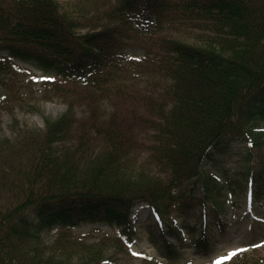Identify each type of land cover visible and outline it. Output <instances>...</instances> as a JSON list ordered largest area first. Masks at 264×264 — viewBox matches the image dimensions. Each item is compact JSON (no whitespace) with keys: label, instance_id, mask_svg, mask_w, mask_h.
<instances>
[{"label":"trees","instance_id":"obj_1","mask_svg":"<svg viewBox=\"0 0 264 264\" xmlns=\"http://www.w3.org/2000/svg\"><path fill=\"white\" fill-rule=\"evenodd\" d=\"M16 9L0 8V81L14 58L82 88L61 85L68 107L59 117L0 137V264H119L82 254L69 228L104 222L127 231L133 205L158 213L191 176L213 205L224 192L245 196L248 181L262 201L264 84L251 88L264 74V0H121L119 23L81 42L78 20L57 0H17ZM187 26L206 45L168 34ZM136 74L145 113L120 117L115 97ZM149 166L169 170V182L148 178ZM149 238L169 260L181 257L163 232ZM198 245L207 246L204 236Z\"/></svg>","mask_w":264,"mask_h":264},{"label":"rangeland","instance_id":"obj_2","mask_svg":"<svg viewBox=\"0 0 264 264\" xmlns=\"http://www.w3.org/2000/svg\"><path fill=\"white\" fill-rule=\"evenodd\" d=\"M60 12L78 20L77 32L79 41L82 37L99 28L115 25L121 19L115 9L121 0H57ZM17 0H0V8L4 12H17ZM168 32L170 36L185 40L196 45H206L199 36L202 31L187 26V31ZM0 33V45L5 42ZM1 47V46H0ZM1 55H6L0 49ZM14 59V58H13ZM0 81V137L11 136L27 131L26 125L43 126L46 117L54 118L62 114L67 108L63 100L61 85L71 91L78 92L79 83L61 79V77L45 76L37 66L8 61L6 68H1ZM54 78V80H53ZM53 80V81H52ZM263 80L254 86L257 90ZM128 90L115 97L112 108L120 117L127 116L132 110L145 113L142 95L146 92L144 77L136 74L128 82ZM75 93L72 94V96ZM83 105H77L81 109ZM136 112V113H137ZM264 124V122H263ZM14 132V133H13ZM134 132L139 138L145 136L143 125L135 124ZM22 135V134H21ZM23 136V135H22ZM148 178L168 183L171 176L169 170L149 166L146 171ZM177 198L165 209H161V224H156L155 215L147 204L136 205L132 209L131 223L136 234L129 238L127 231L120 226L105 223L89 224L69 228L71 240L82 242L81 253L89 256L94 262L111 260L130 264H214L221 257L235 249H247L227 260L225 264H264V205L253 204L249 199L240 200L230 194L217 196L220 202L218 208L211 207V201L202 197L198 181L188 178L176 188ZM188 200V202H186ZM188 205V209L185 205ZM218 209V210H217ZM187 210V211H186ZM28 213H34V208H28ZM184 216L185 224L193 229L184 227L183 241H190L200 230H205L213 242V246L205 250L196 246L194 250L182 245L179 239L169 236L181 245L183 258L169 261L159 254L156 246L148 239L149 226L153 225L156 234L161 229L168 231L169 226H175ZM222 225V230H221ZM56 231H52L54 234Z\"/></svg>","mask_w":264,"mask_h":264},{"label":"snow or ice","instance_id":"obj_3","mask_svg":"<svg viewBox=\"0 0 264 264\" xmlns=\"http://www.w3.org/2000/svg\"><path fill=\"white\" fill-rule=\"evenodd\" d=\"M247 249H235L224 257H221L219 260L215 261L214 264H225L227 260H230L233 256L238 255L239 253L246 251Z\"/></svg>","mask_w":264,"mask_h":264}]
</instances>
